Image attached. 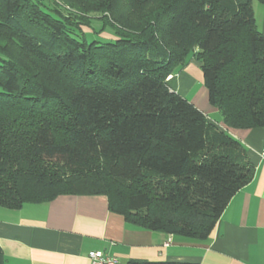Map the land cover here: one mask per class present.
Wrapping results in <instances>:
<instances>
[{"label":"trees","instance_id":"1","mask_svg":"<svg viewBox=\"0 0 264 264\" xmlns=\"http://www.w3.org/2000/svg\"><path fill=\"white\" fill-rule=\"evenodd\" d=\"M62 1L0 0V206L105 195L129 224L207 240L256 168L167 80L195 58L225 125L264 127L255 0ZM93 18L114 41L87 40Z\"/></svg>","mask_w":264,"mask_h":264},{"label":"crops","instance_id":"2","mask_svg":"<svg viewBox=\"0 0 264 264\" xmlns=\"http://www.w3.org/2000/svg\"><path fill=\"white\" fill-rule=\"evenodd\" d=\"M253 7L258 28L264 32V3L256 0ZM167 84L239 139L256 168L253 180L234 195L210 237L196 240L148 230L111 211L105 195L64 194L19 209L0 206L4 264H92V251L115 256L117 264L131 260L264 264V127L228 128L209 102L195 58L171 75Z\"/></svg>","mask_w":264,"mask_h":264},{"label":"rangeland","instance_id":"3","mask_svg":"<svg viewBox=\"0 0 264 264\" xmlns=\"http://www.w3.org/2000/svg\"><path fill=\"white\" fill-rule=\"evenodd\" d=\"M44 1L45 3H50L52 5L55 3L58 5L60 4L65 6L62 0H44ZM91 16H94V14H92ZM82 31L85 33V36L88 41L97 40L100 42H108L115 40L114 31L111 28V26L109 25L105 26L103 22L99 19L93 18L91 27L85 26L83 27Z\"/></svg>","mask_w":264,"mask_h":264},{"label":"built area","instance_id":"4","mask_svg":"<svg viewBox=\"0 0 264 264\" xmlns=\"http://www.w3.org/2000/svg\"><path fill=\"white\" fill-rule=\"evenodd\" d=\"M89 256L91 258L92 264H117L118 263V259L115 256L107 255L100 251H92L90 252Z\"/></svg>","mask_w":264,"mask_h":264}]
</instances>
